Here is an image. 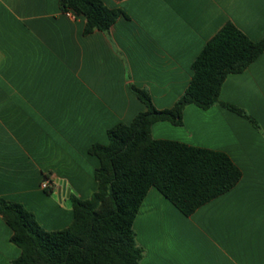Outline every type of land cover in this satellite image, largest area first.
Masks as SVG:
<instances>
[{
	"label": "crops",
	"instance_id": "1",
	"mask_svg": "<svg viewBox=\"0 0 264 264\" xmlns=\"http://www.w3.org/2000/svg\"><path fill=\"white\" fill-rule=\"evenodd\" d=\"M101 1L125 15L107 34L84 35L85 18L62 13L59 0H0V197L22 204L46 231L74 220L70 197L59 200L61 182L82 200L97 190L90 147L146 111L130 83L157 110L171 109L225 24L264 39V0ZM220 100L259 128L220 105H190L182 126L158 122L152 136L224 152L242 179L191 216L150 189L134 223L142 264H264V53L227 77ZM11 236L0 216V264L21 255Z\"/></svg>",
	"mask_w": 264,
	"mask_h": 264
},
{
	"label": "trees",
	"instance_id": "2",
	"mask_svg": "<svg viewBox=\"0 0 264 264\" xmlns=\"http://www.w3.org/2000/svg\"><path fill=\"white\" fill-rule=\"evenodd\" d=\"M59 6L64 14L85 18L84 35L107 34L125 15L101 0H59ZM263 53L264 39L252 41L228 22L194 61L191 82L173 108L157 110L150 93L130 83L146 111L109 129L108 144L90 147L89 154L99 161L97 190L87 200L70 195L74 220L68 228L46 231L22 204L0 197V216L12 230L11 242L21 250L12 264H142L144 250L134 223L150 189L191 216L236 187L242 172L226 153L156 140L152 126L169 122L180 127L186 107L208 110L220 105L259 128L244 110L223 103L220 93L229 75L245 72Z\"/></svg>",
	"mask_w": 264,
	"mask_h": 264
},
{
	"label": "water",
	"instance_id": "3",
	"mask_svg": "<svg viewBox=\"0 0 264 264\" xmlns=\"http://www.w3.org/2000/svg\"><path fill=\"white\" fill-rule=\"evenodd\" d=\"M70 193L71 191L67 188L66 184L64 182H61L58 189L59 200H62L65 197H70Z\"/></svg>",
	"mask_w": 264,
	"mask_h": 264
},
{
	"label": "built area",
	"instance_id": "4",
	"mask_svg": "<svg viewBox=\"0 0 264 264\" xmlns=\"http://www.w3.org/2000/svg\"><path fill=\"white\" fill-rule=\"evenodd\" d=\"M72 15V14H71ZM51 181L50 180H45L44 182H43V184H42V187L44 188V189H47V188H49V186L51 185ZM56 184H58L57 182H56Z\"/></svg>",
	"mask_w": 264,
	"mask_h": 264
}]
</instances>
